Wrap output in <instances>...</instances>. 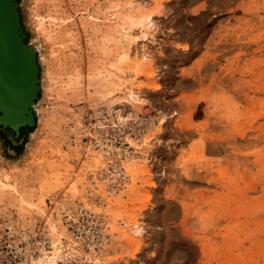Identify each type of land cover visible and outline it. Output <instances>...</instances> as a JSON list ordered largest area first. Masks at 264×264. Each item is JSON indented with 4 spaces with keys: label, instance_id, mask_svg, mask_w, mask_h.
<instances>
[{
    "label": "rangeland",
    "instance_id": "374dc122",
    "mask_svg": "<svg viewBox=\"0 0 264 264\" xmlns=\"http://www.w3.org/2000/svg\"><path fill=\"white\" fill-rule=\"evenodd\" d=\"M19 4L42 90L0 128V264H264V0Z\"/></svg>",
    "mask_w": 264,
    "mask_h": 264
},
{
    "label": "water",
    "instance_id": "95a60500",
    "mask_svg": "<svg viewBox=\"0 0 264 264\" xmlns=\"http://www.w3.org/2000/svg\"><path fill=\"white\" fill-rule=\"evenodd\" d=\"M19 7V0H0V128L16 136L36 125L42 90L38 52L26 42Z\"/></svg>",
    "mask_w": 264,
    "mask_h": 264
},
{
    "label": "bare ground",
    "instance_id": "6f19581e",
    "mask_svg": "<svg viewBox=\"0 0 264 264\" xmlns=\"http://www.w3.org/2000/svg\"><path fill=\"white\" fill-rule=\"evenodd\" d=\"M31 47H32V49H34L36 52H39V48H37L36 46L31 45ZM59 255H60V254H55L54 257L50 258L49 261H48V264H52L56 258H59V257H60Z\"/></svg>",
    "mask_w": 264,
    "mask_h": 264
},
{
    "label": "flooded vegetation",
    "instance_id": "af4514ba",
    "mask_svg": "<svg viewBox=\"0 0 264 264\" xmlns=\"http://www.w3.org/2000/svg\"><path fill=\"white\" fill-rule=\"evenodd\" d=\"M25 128L26 127H23V128L21 127L20 128V134H23L24 133V131L26 130ZM7 130L10 131L11 133H14L10 128H7Z\"/></svg>",
    "mask_w": 264,
    "mask_h": 264
},
{
    "label": "trees",
    "instance_id": "16d2710c",
    "mask_svg": "<svg viewBox=\"0 0 264 264\" xmlns=\"http://www.w3.org/2000/svg\"><path fill=\"white\" fill-rule=\"evenodd\" d=\"M23 128V127H22Z\"/></svg>",
    "mask_w": 264,
    "mask_h": 264
}]
</instances>
